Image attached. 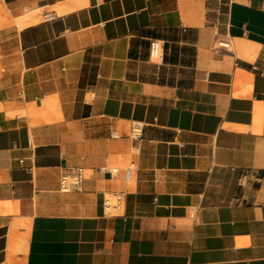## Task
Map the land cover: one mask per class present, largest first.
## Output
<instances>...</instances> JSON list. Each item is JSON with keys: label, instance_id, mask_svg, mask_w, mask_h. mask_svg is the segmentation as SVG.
I'll use <instances>...</instances> for the list:
<instances>
[{"label": "crops", "instance_id": "obj_1", "mask_svg": "<svg viewBox=\"0 0 264 264\" xmlns=\"http://www.w3.org/2000/svg\"><path fill=\"white\" fill-rule=\"evenodd\" d=\"M0 264H264V0H0Z\"/></svg>", "mask_w": 264, "mask_h": 264}, {"label": "built area", "instance_id": "obj_2", "mask_svg": "<svg viewBox=\"0 0 264 264\" xmlns=\"http://www.w3.org/2000/svg\"><path fill=\"white\" fill-rule=\"evenodd\" d=\"M217 46L226 51L232 52V43L228 40L219 41ZM150 59L155 60L158 63H162L164 59L163 45L157 40L150 42ZM143 126L142 124H134L131 130V138L133 140L139 141L142 138ZM113 138H118L117 133H112ZM250 170H242L240 176L237 180V185L243 187V184L250 177ZM87 173L84 168H73L64 172L59 181V191L63 194H68L71 192L82 193L84 190V184L86 181ZM132 178V167L130 166L125 170V180L129 182ZM115 200V206H118L122 200L121 195L116 194L113 196ZM112 206L111 200H107L104 204L106 210H110L115 207Z\"/></svg>", "mask_w": 264, "mask_h": 264}]
</instances>
